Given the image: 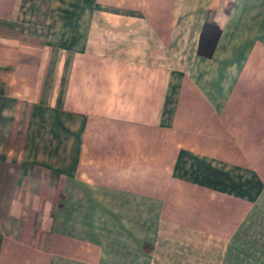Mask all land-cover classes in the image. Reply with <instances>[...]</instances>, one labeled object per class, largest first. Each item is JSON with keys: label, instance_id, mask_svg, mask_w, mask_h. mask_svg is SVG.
<instances>
[{"label": "crops", "instance_id": "crops-1", "mask_svg": "<svg viewBox=\"0 0 264 264\" xmlns=\"http://www.w3.org/2000/svg\"><path fill=\"white\" fill-rule=\"evenodd\" d=\"M0 264H264V0H0Z\"/></svg>", "mask_w": 264, "mask_h": 264}, {"label": "trees", "instance_id": "trees-1", "mask_svg": "<svg viewBox=\"0 0 264 264\" xmlns=\"http://www.w3.org/2000/svg\"><path fill=\"white\" fill-rule=\"evenodd\" d=\"M217 34L218 28L214 24L207 22L203 25L199 39V53L209 55L212 52Z\"/></svg>", "mask_w": 264, "mask_h": 264}]
</instances>
